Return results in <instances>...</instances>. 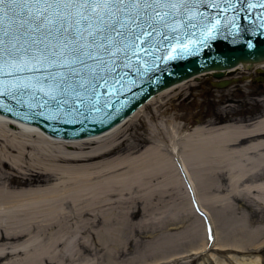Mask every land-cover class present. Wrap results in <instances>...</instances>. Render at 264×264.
I'll return each instance as SVG.
<instances>
[{"label": "bare ground", "instance_id": "bare-ground-1", "mask_svg": "<svg viewBox=\"0 0 264 264\" xmlns=\"http://www.w3.org/2000/svg\"><path fill=\"white\" fill-rule=\"evenodd\" d=\"M263 68L264 62L251 67L237 65L234 71H222V76L226 78L250 69L262 72ZM212 74L197 75L173 89L164 90L150 103L189 82L210 78ZM146 105L134 112L129 121ZM129 121H123L112 133L97 139L60 143L35 127L0 115V261L16 254L22 256L20 260L3 264H38L43 259L54 262L62 256V252L58 253L60 246L64 251L74 249L76 255H82L87 246L80 249L82 238L78 237L88 233L89 228L74 229L71 222L89 216L94 206H107L110 196L117 190H124L131 183H145L155 176L161 177V186L180 194L183 205L190 197L196 216L190 230L197 238L200 225L204 234L213 226L210 213L202 203L214 200L210 186L230 200L245 195L264 208V115L248 123L196 125L190 130L185 124L170 120L167 128L170 154L158 147H145L134 155L89 164L118 151L125 138L117 146L104 141L113 134L123 138L122 126ZM151 139L153 137L148 140ZM70 149L73 152L68 151ZM120 170L122 173L99 178L104 172ZM13 177L20 179L19 185L13 186ZM182 181L190 190L186 197L180 190ZM111 215L103 213V229L96 231L102 244L119 239L120 227H111ZM251 220L252 216L244 218L238 226L243 238L231 239L217 231L216 239L207 242L203 238L198 246L191 247L192 254L204 253L210 246L216 251L244 252L245 246H251L252 240L261 234L260 229L251 227ZM211 257L214 264H260L259 257L252 260L231 255L229 262L219 260L213 254Z\"/></svg>", "mask_w": 264, "mask_h": 264}, {"label": "water", "instance_id": "water-1", "mask_svg": "<svg viewBox=\"0 0 264 264\" xmlns=\"http://www.w3.org/2000/svg\"><path fill=\"white\" fill-rule=\"evenodd\" d=\"M160 11L169 15L164 23L154 25V31L149 29L152 35L147 50L142 47L137 56L121 51L110 57L93 47L89 51L94 55L102 56L106 62L114 59L115 63L85 58L87 66L77 62L72 68L25 70L4 76L0 87L10 94L0 97L4 106L0 115L35 126L60 143L97 139L129 121L134 112L164 90L197 75L213 72L212 77L219 79L222 71H234L237 65L251 67L264 62L261 0H219L216 8L190 0L179 14L169 9ZM22 18L6 19L9 36L0 37L6 48L11 43L35 47L27 26L16 22ZM43 35L46 34H35L38 39ZM107 67L114 71H101ZM90 68H95V73ZM229 84L230 81H219L213 86L222 89Z\"/></svg>", "mask_w": 264, "mask_h": 264}, {"label": "rangeland", "instance_id": "rangeland-1", "mask_svg": "<svg viewBox=\"0 0 264 264\" xmlns=\"http://www.w3.org/2000/svg\"><path fill=\"white\" fill-rule=\"evenodd\" d=\"M263 71L250 69L219 79L203 77L189 82L172 94L162 95L146 105L132 121L122 126L120 133H124L123 138L113 134L112 137L105 139V144L112 143L114 146L126 139L116 153L90 161L89 164L134 155L145 147H158L162 152L170 154L167 151L169 138L167 128L170 120L185 124L189 130L196 125L218 126L223 122L248 123L256 120L264 115ZM219 81H230V84L222 89L215 88L213 83ZM151 137L153 139L148 140ZM123 149L125 150L120 151ZM119 173H122L121 170L108 171L99 178ZM12 180L13 186L20 184L18 177H13ZM160 181L161 177L155 176L145 183H131L124 190H117V193L111 195L107 206H94L89 216L73 220L71 223L74 229L81 226L89 228L88 233L77 236L82 238L78 247L82 249L87 246L83 248L86 252L82 255H76L74 249L64 251L60 246L58 253L63 254L61 253L59 260L50 262L43 259L38 264H214L211 254L227 262L230 261L228 256L231 255L237 258L244 256L252 260L259 257L260 264H264L262 206L256 205L245 195L230 200L212 190L210 186L213 202H201L210 213L213 226L204 234L203 226L198 223L200 234L197 238L190 230V225L196 218L190 197L186 205H183L180 194L161 186ZM180 190L184 197L186 192L190 193L184 181L181 182ZM232 201L234 204L238 202L239 205H234ZM103 213L112 214L109 218L111 227H120L117 235L119 239L106 244L99 242L96 235V231L101 232L103 229L101 220ZM198 215L203 217L202 214ZM251 216V227L260 229L261 234L252 240L251 246H245L244 252L216 251L210 246L204 253L192 254L191 247L198 246L203 238L207 242L214 237L216 239L217 231L231 239L237 236L243 238L238 226L241 225L242 219ZM50 234L44 235L43 238ZM21 258L20 254L12 255L3 262L0 261V264L7 261L12 263Z\"/></svg>", "mask_w": 264, "mask_h": 264}, {"label": "snow or ice", "instance_id": "snow-or-ice-1", "mask_svg": "<svg viewBox=\"0 0 264 264\" xmlns=\"http://www.w3.org/2000/svg\"><path fill=\"white\" fill-rule=\"evenodd\" d=\"M189 3L190 0H0V37L9 36L10 25H6V19L23 17L16 22L21 27L27 26L35 45L34 48L17 47L11 43L6 48L0 38V85L4 76L15 72L72 68L77 62L86 65L85 58L102 64L115 63L114 59L106 62L102 56L94 55L89 51L93 47L106 51L110 57H116L121 51H131L132 56H137L142 47L147 50L152 35L149 29L154 31V25L164 23L169 15L160 10L179 14ZM199 3L219 7V0H199ZM36 33L46 35L38 39ZM105 70L114 71L112 67L101 69ZM90 71L95 73L96 69L90 68ZM9 94L0 87V97Z\"/></svg>", "mask_w": 264, "mask_h": 264}, {"label": "flooded vegetation", "instance_id": "flooded-vegetation-1", "mask_svg": "<svg viewBox=\"0 0 264 264\" xmlns=\"http://www.w3.org/2000/svg\"><path fill=\"white\" fill-rule=\"evenodd\" d=\"M264 69V68H263ZM264 72V71H263ZM263 75H264V73H263ZM223 121H225V120H223ZM229 121V120H228Z\"/></svg>", "mask_w": 264, "mask_h": 264}]
</instances>
